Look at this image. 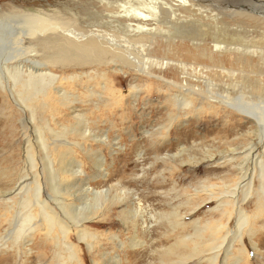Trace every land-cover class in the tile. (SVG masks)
Returning <instances> with one entry per match:
<instances>
[{
	"label": "bare ground",
	"instance_id": "bare-ground-1",
	"mask_svg": "<svg viewBox=\"0 0 264 264\" xmlns=\"http://www.w3.org/2000/svg\"><path fill=\"white\" fill-rule=\"evenodd\" d=\"M116 1L87 0L84 5L71 3L74 7L71 8L69 0H59L51 14L37 13L42 19L37 18L35 22L29 19L30 23L21 17L6 18L10 11L0 9V103L8 112L19 115L22 128H26V122L36 123L34 141L22 129L24 168L7 179L10 182L7 191L0 190V202H4L1 209L12 213L8 236L13 248L42 237L56 243L59 237L66 258L61 261L57 255L58 263L83 264L79 247L70 241L71 238L91 252L99 235L90 231L86 224L107 223V214L113 206L135 198L125 188H117L119 193L112 194L116 187H108L105 191L93 187V184H100L95 183V179L105 182L110 174L103 156L87 151L85 144L90 140L106 145L107 138L95 136L84 122L87 123L86 113L95 120L104 115L111 119L115 110L123 107V92L115 88L113 81L119 73L128 79L129 99L126 102L138 105L140 93L150 96L149 92L157 90L159 100L178 110L175 116L170 115L167 126L150 133L154 143L171 135L170 129L179 118H189L184 111L202 114L204 107L215 110L217 115L225 111L223 119L235 113L255 123L256 143L253 140L246 143L238 153L234 149L205 156L215 166L230 164L218 173L224 174L231 169L234 173L217 177L216 184L203 183L199 191L187 196L188 203L200 195L205 197L200 204L213 200L210 201L214 202L212 210L219 218L205 226H198V218L193 221L194 234L183 240L189 239L192 246L186 242L182 244L188 253H182L176 264H185L190 259H197L200 264H264V250L261 249L264 245V207L259 203L260 199L264 200L263 54L255 53L259 52L258 48L246 49L237 43L234 31L238 27L230 26L231 31L229 24L215 15L217 12H208V16H200L192 22L182 20L177 7L186 5L184 0L168 4L164 10L161 7L167 5L162 3L158 7L157 2L154 3L156 0H125L120 4ZM116 4L120 11L113 10ZM99 6L105 10L98 13ZM204 9L199 10L200 15L205 14ZM189 10L188 7L183 9L186 18L190 17ZM237 16L246 18L251 28L262 26L264 20V17L255 20L248 14L237 13ZM208 22L212 23L214 31L210 36L201 33L191 37L179 29L195 25L203 30V25H210ZM260 29L264 32V24ZM86 70L89 77L84 73ZM97 76L101 82L94 83ZM141 86L146 89L142 90ZM190 98L201 107L196 109ZM211 116L210 111L208 117ZM48 118L75 122L69 124L71 128L63 126L61 129L67 128L82 140L76 143L61 137L59 146L66 149L59 150L55 144L52 152L56 153L54 156L59 163L57 169L52 166L54 156L45 152L43 130L53 133L51 126L45 123ZM33 142L44 155L45 166L34 154ZM75 148L90 155V162H93L90 177L82 161L75 157ZM183 152L179 151V157ZM163 157L174 159L168 154ZM188 160H179V164H189ZM41 170L47 177L49 195L43 187ZM170 184L174 185L173 179ZM82 200L83 206H80L78 203ZM136 201L140 206V201ZM253 202L256 208L249 212ZM195 210L192 208L191 213ZM185 216H180L175 207L168 220H174L178 227ZM232 221L234 226L230 229ZM22 248L30 252L26 245Z\"/></svg>",
	"mask_w": 264,
	"mask_h": 264
},
{
	"label": "rangeland",
	"instance_id": "rangeland-1",
	"mask_svg": "<svg viewBox=\"0 0 264 264\" xmlns=\"http://www.w3.org/2000/svg\"><path fill=\"white\" fill-rule=\"evenodd\" d=\"M58 1L0 0V6L3 5L0 9L10 11L6 18L21 17L30 23L29 19H32V22H35L37 18L42 19L37 13L51 14ZM85 1L87 0H69V4L82 3L84 5ZM123 1L125 0H117L116 3L120 4ZM160 1L156 0L154 3L157 2L158 7L161 6L159 4H166L167 6L161 7L164 10L168 8V4L175 5L178 0ZM184 1L186 5L177 7L179 9L177 14L180 15V18L182 17V20L187 19L192 22L200 16H208V12L211 14L217 12L215 15L220 16L221 20H224L223 22L229 24V27H238L237 31H234L237 43L243 45L246 49L258 48L259 52L255 51V53L263 54L264 59V32L260 29L263 28L264 20L262 26L251 28L248 26L249 22L246 18L237 16V13L248 14L252 15L255 20L264 17V0ZM6 4H12L13 6H7ZM117 4L113 7L115 12L120 11ZM73 5L70 7L74 8ZM187 7L192 10L191 12L189 10V18H186L187 15L183 12V9ZM97 8L98 13L105 10V7L99 6ZM201 9L202 11L205 10L204 15L199 14ZM208 21H211V19H208ZM208 23L210 25H203V30L200 27H195V25H192L190 29H184V27L179 29H181L182 34H188L191 37H197L201 33L210 36L214 31L212 23ZM219 34V38H221L222 32L220 31ZM84 73L89 77L87 70ZM113 81L115 88L117 90L121 89L123 92V103H121L123 107L116 109L111 119L104 115L101 119L95 120L86 113L87 123L84 122L86 126L90 127V132L94 133L95 136L107 138L106 145L96 144L90 140L85 143L87 144V151L91 150L93 153H100L99 156H103L105 166L108 168V175L110 174L105 182L95 179L94 182L100 184H93V187L104 191L108 187H116L111 192L112 194L119 193L116 191L117 188L119 190L125 188L128 190L129 195L135 198H132L131 201H125L122 205L113 206V210L107 214L109 219L107 223L96 224L97 226L86 224L90 231L99 235V239L94 243V249L91 252H88L83 244H78L73 238L70 241L77 248L79 247L83 264H94V262L96 264H176L182 253H188V250L183 248L182 244L186 242L189 247L192 246L189 239L183 240L194 234L193 221L198 218V226H205L219 218V214L212 210L214 202L210 201L213 200H206L200 204V201L205 199L203 195H200L192 198L194 202L188 203L186 201L187 196L199 191V187L203 183L216 184L218 183L217 177L234 173L233 169L227 170L224 174L218 173L217 171L227 169L230 164L223 165L224 168L215 166L205 156L208 155L207 153H225L234 149H236V153L241 152L246 143L252 140L253 143L257 142V137H255L257 128L254 125L255 123H251V120L243 119L238 114L232 113L229 118L223 119L225 111L222 110L220 115H217L215 110L204 107L202 114L197 112L196 115H192L184 111L189 118H179L178 122L185 120L186 124L175 122L170 129V131H173L171 135L163 141L160 140L154 143V136H151L150 133L167 126L170 122V115L175 116L179 113L178 110L170 106L169 103L164 104L163 100H159L157 90L149 92L150 96L143 92L140 93L139 99L141 102L138 105L126 102L129 99L127 95L129 89L128 79L118 73ZM93 82L97 83L101 80L97 76ZM141 87L142 90L146 89L145 86ZM192 100L196 105V109L201 107L195 99ZM210 111L213 116L208 117ZM9 112L0 103V190L3 192L7 191V184L10 183L7 179L15 171L21 170L25 166L21 140L22 129H25L27 137L34 141L35 136L33 135L35 134L34 127L36 125L33 121L32 125L26 122V128H22L19 115L16 112ZM45 123L49 128L51 126L50 130H53V133L43 130L46 140L45 152L48 155L54 151L55 144L59 150L66 149L59 146L61 137H65L70 142L82 143V140L74 132L67 130V128L65 130L61 129L63 126L71 128L69 124H75V122L67 123L60 118L53 120L48 118ZM74 127H77V125ZM32 146L34 154L39 157L38 161L45 166V161L42 159L44 155L37 149L35 142ZM254 148L258 150L256 146ZM182 150L184 152L179 157V151ZM54 154L56 155V153L52 155L54 156ZM165 154L174 159L172 161L169 158L166 159L163 157ZM157 155H159V158ZM75 157L82 161L85 165V171L90 177L93 165V162H90V155L88 156L85 152L75 148ZM189 158L192 160L189 161ZM54 159L55 163L52 166L57 169L59 163L56 162V156H54ZM235 159L239 161L238 157H235ZM179 160H188L189 164L181 166ZM41 174H43L45 193L49 195V186L44 170H41ZM172 179L174 180L173 186L170 184ZM136 199L140 201V206H138ZM3 203L0 202V264H59L56 259L57 255L62 258L61 261L65 260V248L59 237L56 243L42 237L38 240L32 239L31 243L19 244L16 248H13L12 240L8 236L12 228V213L7 214L4 209H1ZM259 203L264 207V200L260 199ZM78 204L83 206V200ZM175 207L180 216L186 215L182 218V225L178 227L174 225L176 223L174 220H168ZM252 207L248 209L249 212L256 208L255 202H253ZM192 208L196 209L193 213H191ZM167 220L172 222L174 230L169 226ZM232 226H234L233 221L229 225L230 229ZM202 234L205 237V233ZM24 245L30 249V252L22 248ZM248 248L250 251V247ZM263 248L264 245L261 246L262 250H264ZM165 250L170 251V253H164ZM252 255L251 253V259ZM116 259L117 262L115 263ZM185 264L200 263L197 259H190L185 261Z\"/></svg>",
	"mask_w": 264,
	"mask_h": 264
}]
</instances>
